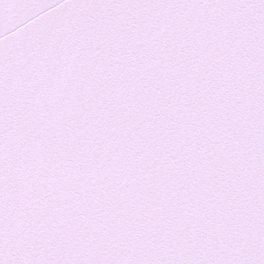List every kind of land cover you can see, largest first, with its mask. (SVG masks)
<instances>
[{"label":"snow or ice","instance_id":"obj_1","mask_svg":"<svg viewBox=\"0 0 264 264\" xmlns=\"http://www.w3.org/2000/svg\"><path fill=\"white\" fill-rule=\"evenodd\" d=\"M0 264H264V0H0Z\"/></svg>","mask_w":264,"mask_h":264}]
</instances>
